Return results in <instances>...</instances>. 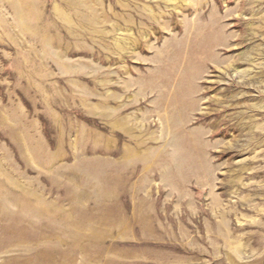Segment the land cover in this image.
<instances>
[{
	"label": "rangeland",
	"instance_id": "rangeland-1",
	"mask_svg": "<svg viewBox=\"0 0 264 264\" xmlns=\"http://www.w3.org/2000/svg\"><path fill=\"white\" fill-rule=\"evenodd\" d=\"M0 264H264V0H0Z\"/></svg>",
	"mask_w": 264,
	"mask_h": 264
}]
</instances>
